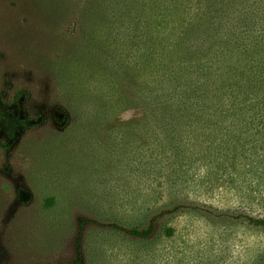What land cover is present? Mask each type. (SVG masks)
Returning <instances> with one entry per match:
<instances>
[{
    "label": "rangeland",
    "instance_id": "374dc122",
    "mask_svg": "<svg viewBox=\"0 0 264 264\" xmlns=\"http://www.w3.org/2000/svg\"><path fill=\"white\" fill-rule=\"evenodd\" d=\"M88 1L0 0V100L17 120L0 129V264H264L248 221L264 219V0L178 12L223 62L200 97L156 95L119 119L62 88ZM153 217L146 240L113 228Z\"/></svg>",
    "mask_w": 264,
    "mask_h": 264
},
{
    "label": "trees",
    "instance_id": "16d2710c",
    "mask_svg": "<svg viewBox=\"0 0 264 264\" xmlns=\"http://www.w3.org/2000/svg\"><path fill=\"white\" fill-rule=\"evenodd\" d=\"M93 1H88V7L95 8L89 24L80 20V59L62 66L65 79L61 85L70 99L97 115L119 119L141 115L147 98L156 95L170 99L186 93L190 98L201 96L202 83L209 82L203 69L220 65L225 56L174 22L178 12L200 0ZM22 96L16 95V103H21ZM15 107L0 100V129L16 123ZM53 204L52 198L45 201L46 207ZM157 220L153 217L144 229L113 228L146 240L154 234ZM248 221L264 228V219ZM165 234L170 237L173 231L167 229Z\"/></svg>",
    "mask_w": 264,
    "mask_h": 264
},
{
    "label": "flooded vegetation",
    "instance_id": "af4514ba",
    "mask_svg": "<svg viewBox=\"0 0 264 264\" xmlns=\"http://www.w3.org/2000/svg\"><path fill=\"white\" fill-rule=\"evenodd\" d=\"M31 125V124H30Z\"/></svg>",
    "mask_w": 264,
    "mask_h": 264
}]
</instances>
